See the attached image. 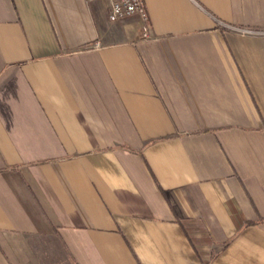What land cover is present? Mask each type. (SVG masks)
Listing matches in <instances>:
<instances>
[{"label":"crops","instance_id":"obj_1","mask_svg":"<svg viewBox=\"0 0 264 264\" xmlns=\"http://www.w3.org/2000/svg\"><path fill=\"white\" fill-rule=\"evenodd\" d=\"M0 0V264H264V0Z\"/></svg>","mask_w":264,"mask_h":264},{"label":"built area","instance_id":"obj_2","mask_svg":"<svg viewBox=\"0 0 264 264\" xmlns=\"http://www.w3.org/2000/svg\"><path fill=\"white\" fill-rule=\"evenodd\" d=\"M108 4L109 19L113 22L129 16H139L143 22L142 38L149 39L150 17L144 0H105Z\"/></svg>","mask_w":264,"mask_h":264}]
</instances>
